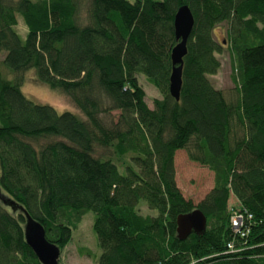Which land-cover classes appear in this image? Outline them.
I'll return each mask as SVG.
<instances>
[{
	"label": "trees",
	"instance_id": "1",
	"mask_svg": "<svg viewBox=\"0 0 264 264\" xmlns=\"http://www.w3.org/2000/svg\"><path fill=\"white\" fill-rule=\"evenodd\" d=\"M181 5L194 25L175 100ZM220 24L230 100L207 77L220 66ZM0 54V264H41L20 207L60 251L92 213L96 264H264V0H0ZM28 71L79 113L27 98ZM138 74L160 95L151 107ZM180 150L213 175L196 204L175 182ZM196 208L204 232L178 239L177 216ZM234 213L244 235L233 232Z\"/></svg>",
	"mask_w": 264,
	"mask_h": 264
},
{
	"label": "rangeland",
	"instance_id": "2",
	"mask_svg": "<svg viewBox=\"0 0 264 264\" xmlns=\"http://www.w3.org/2000/svg\"><path fill=\"white\" fill-rule=\"evenodd\" d=\"M83 16L84 12H81V17ZM18 18L21 20L22 17L18 16ZM225 30V24L218 25L214 30L215 38L224 48L222 53L215 55L220 62L219 69L214 75L207 77L214 88L220 89L226 98L230 100L235 97L236 92L235 85L232 81L231 58L226 48ZM17 31L21 36H24L25 27L22 22H19ZM1 59L2 54H0ZM32 72L28 71L24 74V81L21 87L27 98L36 103L48 104L58 112H78L66 95L51 90L45 84L37 81ZM5 73L8 77H12L7 72ZM137 78L145 91L146 102L151 107L152 99L160 95L157 89L145 80L143 75L138 74ZM174 160L176 185L186 199H191L196 204L211 189L213 175L207 168L190 162L183 150L176 152ZM233 205H236V201L234 198H231L229 207ZM140 211L142 214H156L154 210H148L143 203L140 204ZM100 252L101 250L97 246L96 236L92 231V213L89 212L73 231L70 241L61 249L58 263L96 264V258L100 255Z\"/></svg>",
	"mask_w": 264,
	"mask_h": 264
},
{
	"label": "water",
	"instance_id": "3",
	"mask_svg": "<svg viewBox=\"0 0 264 264\" xmlns=\"http://www.w3.org/2000/svg\"><path fill=\"white\" fill-rule=\"evenodd\" d=\"M194 25L193 15L187 5H181L173 17V29L176 45L170 52L172 64L169 76V94L175 100L179 99L181 89V75L183 67V57L187 53V40L191 34ZM4 204L11 206L12 210L16 209L14 202L10 199L2 198ZM25 215V224L23 227L24 240L28 247L41 264H58L60 249L58 246L47 241L44 235L43 226L34 220L22 207L19 208ZM206 228V217L199 210L181 214L176 218L177 238L185 239L189 234H202Z\"/></svg>",
	"mask_w": 264,
	"mask_h": 264
},
{
	"label": "built area",
	"instance_id": "4",
	"mask_svg": "<svg viewBox=\"0 0 264 264\" xmlns=\"http://www.w3.org/2000/svg\"><path fill=\"white\" fill-rule=\"evenodd\" d=\"M248 218H251V215L248 216ZM231 225H232V229L233 232L236 234H241L244 235L243 232H247V230L243 231V227H244V218L241 214L239 213H234L231 217ZM228 249H233V244L228 243L227 244Z\"/></svg>",
	"mask_w": 264,
	"mask_h": 264
}]
</instances>
